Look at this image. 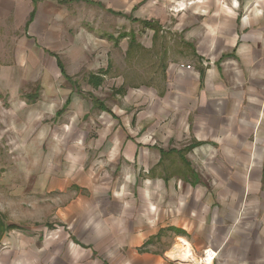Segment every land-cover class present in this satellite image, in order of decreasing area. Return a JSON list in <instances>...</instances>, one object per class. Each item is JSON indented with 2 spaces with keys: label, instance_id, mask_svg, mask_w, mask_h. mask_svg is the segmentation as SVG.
<instances>
[{
  "label": "crops",
  "instance_id": "crops-1",
  "mask_svg": "<svg viewBox=\"0 0 264 264\" xmlns=\"http://www.w3.org/2000/svg\"><path fill=\"white\" fill-rule=\"evenodd\" d=\"M110 19L165 30L179 40L180 61H169L164 70L165 138L183 145L189 138L184 149L190 146L203 160L206 153L236 156L240 165L251 160V179L224 178L214 157L203 162L208 176L190 170L184 181L145 179L129 211L109 196L99 202L78 197L69 215L72 239L81 251L97 247L95 257L52 263L186 264L170 257L177 239L197 256L216 251L214 264H264V0H0V117L29 118L21 92L35 97L68 87L63 106L77 103L66 65L72 74L74 64L93 70L88 47H80L94 41L84 28L94 23L108 31ZM181 62L194 69H180ZM87 84L93 88L89 77ZM52 99L34 106H54L58 102ZM122 134L116 131L105 148L122 153L119 173L125 161L141 158L138 145L126 146ZM119 176L124 183L125 173Z\"/></svg>",
  "mask_w": 264,
  "mask_h": 264
},
{
  "label": "rangeland",
  "instance_id": "rangeland-1",
  "mask_svg": "<svg viewBox=\"0 0 264 264\" xmlns=\"http://www.w3.org/2000/svg\"><path fill=\"white\" fill-rule=\"evenodd\" d=\"M88 25L84 29L94 41L85 40L80 47H88L87 59L93 70L82 71L74 64L77 72L72 74L71 66L66 65L78 90V102L63 106L68 87L40 91L33 102L26 99L32 92H21L20 98L29 106V118L0 117V218L4 226L13 227L0 235V264H54L57 259L68 262L76 257H95L97 247L81 251L72 239L75 235L69 215L78 197H94L99 202L102 195L109 196L129 211L137 205V186L145 179L158 176L184 181L190 170L208 176L203 162H212L214 157L224 167V178L241 175L246 181L251 179V160L240 165L233 161L236 156L219 159L213 153H206L203 160L197 151L191 153L190 146L184 149L192 143L189 138L183 140L186 145L178 138H165L164 70L169 61H180L175 57L182 51L178 39L165 30L128 19H110L109 30L104 27L103 32L94 23ZM173 54L175 59L171 60ZM180 65L189 66L184 70L194 69L182 62ZM91 76H103L98 87L87 86ZM52 98L58 102L54 106H34ZM55 111L58 115L54 117ZM119 129L123 138L126 134V146L131 141L138 145L137 156L141 157L134 163L125 161L127 166L120 173L122 153L117 156L105 151ZM155 149L157 153L151 152ZM262 163L264 168L263 159ZM122 172L124 183L119 178ZM178 244L176 239L172 249Z\"/></svg>",
  "mask_w": 264,
  "mask_h": 264
},
{
  "label": "built area",
  "instance_id": "built-area-1",
  "mask_svg": "<svg viewBox=\"0 0 264 264\" xmlns=\"http://www.w3.org/2000/svg\"><path fill=\"white\" fill-rule=\"evenodd\" d=\"M179 68L180 69H189V66L185 67L183 65H180ZM178 243L180 244L179 241H178ZM191 252H192V250H191ZM192 255H193V253H192ZM193 257H194V260H191V261L190 260H186V261L183 260V263H186V264H214V261L217 258V252L214 250H211V249H206L201 253V255H199V256L194 255ZM178 261H180V260H178Z\"/></svg>",
  "mask_w": 264,
  "mask_h": 264
},
{
  "label": "bare ground",
  "instance_id": "bare-ground-1",
  "mask_svg": "<svg viewBox=\"0 0 264 264\" xmlns=\"http://www.w3.org/2000/svg\"><path fill=\"white\" fill-rule=\"evenodd\" d=\"M170 256L180 261L194 260L189 245L184 242L180 243V246L176 247L175 250L173 251V254Z\"/></svg>",
  "mask_w": 264,
  "mask_h": 264
},
{
  "label": "trees",
  "instance_id": "trees-1",
  "mask_svg": "<svg viewBox=\"0 0 264 264\" xmlns=\"http://www.w3.org/2000/svg\"><path fill=\"white\" fill-rule=\"evenodd\" d=\"M60 70H61V72L63 74V71H62L61 68H60ZM63 77L66 80H69V78L67 76H65L64 74H63ZM89 81L92 82V85L93 86L98 87L100 85V83H101V77L100 76L99 77L98 76H91ZM26 99L29 102H33L36 99V96L35 97H32V96L28 95V96H26ZM11 229H13V227L12 226H4V224L2 223V219L0 218V235L4 231L6 232V231L11 230Z\"/></svg>",
  "mask_w": 264,
  "mask_h": 264
}]
</instances>
